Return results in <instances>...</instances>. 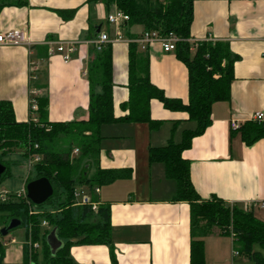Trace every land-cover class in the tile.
I'll list each match as a JSON object with an SVG mask.
<instances>
[{
    "label": "crops",
    "instance_id": "1",
    "mask_svg": "<svg viewBox=\"0 0 264 264\" xmlns=\"http://www.w3.org/2000/svg\"><path fill=\"white\" fill-rule=\"evenodd\" d=\"M103 6L87 0H28L27 7L1 10L0 33L23 29L31 44L29 49L0 46V101L10 103L17 122L37 121V111L29 110L33 97L36 102L47 98L50 122L86 118L89 33L95 27L114 32L106 18L105 25L101 21L103 13L108 15ZM60 11L74 14L64 20L57 15ZM189 40L226 43L234 58L229 101L212 106L211 124L181 153L189 164L190 182L202 200L216 197L264 221V206L259 205L264 203V138L248 146L240 130L255 113L264 114V0H194ZM58 43L75 44L68 62L56 52ZM111 46L117 117L128 95V44ZM148 56L151 84L167 98L186 103L187 71L174 52L164 53L154 43ZM150 118L161 125L153 130L140 123L100 127V168L130 169L131 174L99 187L96 201L109 206L117 264H190L189 206L174 201L176 183L166 177L163 163L149 162L148 149L164 147L169 140L180 143L182 131L194 124L186 114L165 110L157 100L150 101ZM231 122L237 128L232 129ZM203 243L204 264H229V258L232 262L231 235L215 231ZM208 245L213 246L214 261L208 257ZM70 256L76 264H112L108 247L101 245H74Z\"/></svg>",
    "mask_w": 264,
    "mask_h": 264
},
{
    "label": "trees",
    "instance_id": "2",
    "mask_svg": "<svg viewBox=\"0 0 264 264\" xmlns=\"http://www.w3.org/2000/svg\"><path fill=\"white\" fill-rule=\"evenodd\" d=\"M101 2L109 15L113 8L128 16L121 27L128 39H137L144 33L158 36L172 35L182 42L175 45L174 54L187 71V102L167 98L162 90L150 82L148 51H139L135 43L127 48V100L119 106L121 115L115 116L112 98V46L101 51L90 50L86 81L89 86L87 116L83 120L50 122L47 119V98H37V121L17 122L8 101H0V163L6 167L0 183L9 177L10 161L7 155L19 153L30 160L34 179L45 178L53 195L42 205L34 206L25 195L6 194L0 199V229L11 219L20 222L25 231L18 263L4 260L5 237L0 235V264H76L70 249L79 246H106L110 261L117 264L111 244L110 211L108 205L98 204L95 189L130 176V169L100 168V127L105 124H146L157 129L161 121L150 118V101L157 100L165 110L187 115L193 129H184L178 144L169 140L164 147L149 148L150 163L164 164L166 177L176 183L174 201L189 206L190 264H204L203 239L218 231L231 235L232 250L238 256L264 264L261 253L253 245L264 248V221L256 219L251 211L229 206L216 197L202 200L195 192L189 177V164L181 153L190 147L194 137L201 135L211 124V109L215 103L230 99L234 58L228 44L222 42H197L191 44L190 26L193 20L194 0H87ZM28 0H0V12L5 7L22 8ZM73 11H60L64 20L72 18ZM90 38H95V30ZM135 29L139 30L138 32ZM109 35L111 34L108 32ZM242 140L251 145L264 138V125L255 121L240 128ZM77 154H73V150ZM93 169L92 174L89 170ZM32 180H29L30 182ZM26 182V184L28 183ZM25 184V185H26ZM76 185H85L88 202L77 205ZM92 203L97 204L92 210ZM47 205V208H44ZM42 222L46 226H42ZM55 229L62 247L53 255L46 244V236ZM37 244V249L30 245ZM38 249L40 253H38Z\"/></svg>",
    "mask_w": 264,
    "mask_h": 264
},
{
    "label": "built area",
    "instance_id": "3",
    "mask_svg": "<svg viewBox=\"0 0 264 264\" xmlns=\"http://www.w3.org/2000/svg\"><path fill=\"white\" fill-rule=\"evenodd\" d=\"M128 21V16L123 14L122 12L118 10H114L112 13L107 15L106 17V22L114 27V32L112 35H109L108 33L105 32H99L96 34L95 38L90 40V45L95 48L96 51H101V49L105 45H112L117 42H125L127 44L129 43H135L140 46L141 51H148L149 47L157 43L160 47L162 52L164 53H171L174 52L175 50V45L179 42H182V39H179L177 37H174L172 35H169L167 37H161L158 36L155 32L153 33H144L141 37L137 39H128V38H123V35L121 34V27L124 23ZM209 41V40H205ZM189 43L194 44L197 42H190ZM0 46H12V47H28V49L31 47V44L29 42L28 35L25 30L23 29H13L4 33H0ZM56 52L61 56L62 60L64 62H68L72 54L75 52V44L74 43H58L56 47ZM29 110L30 112H35L37 111V104H36V99L33 97L30 102H29ZM251 121H255L258 123H261L264 125V114L262 112H257L255 113ZM33 122H36L34 120ZM232 129L237 128V125L235 122H231L230 124ZM73 154H77V150H73ZM39 160L38 156H34L30 159V163L37 162ZM95 193H98V189L94 190ZM25 195V194H24ZM76 198H79L80 196H84L83 199H81L77 205L86 203L88 202V198L84 195L83 192H80V194L75 193L74 194ZM5 196L1 197L0 199H4ZM260 207L264 206V203L259 204ZM97 207V204L92 203L91 208L92 210H95ZM42 226H46L45 222H42ZM5 246V242H4ZM32 249H37L38 245L33 244L30 245ZM233 255H237L236 252L232 251Z\"/></svg>",
    "mask_w": 264,
    "mask_h": 264
},
{
    "label": "rangeland",
    "instance_id": "4",
    "mask_svg": "<svg viewBox=\"0 0 264 264\" xmlns=\"http://www.w3.org/2000/svg\"><path fill=\"white\" fill-rule=\"evenodd\" d=\"M97 4L103 5L101 2H97ZM96 7L95 4H92L91 8ZM104 7V6H103ZM102 20H105L106 15L103 13L101 16ZM106 22L103 21V25H105ZM105 27V26H104ZM4 161H10L12 165L10 166L9 171V177L5 178L0 183V198L5 196L6 194H15V195H24V186L26 182L29 180H33L34 173L32 170L33 162L30 163V160L24 159L21 157L19 153H14L7 155L3 158ZM93 172V169L89 170V174L91 175ZM33 178V179H32ZM75 191L77 194H80V191L86 192V196H88V190L85 185L79 186L76 185ZM84 196H80L78 199H83ZM44 208H47V205H44ZM25 231L23 228H16L12 230L6 237V244L4 246V260L6 262H18L21 260V247L22 244L25 242ZM13 239V241L11 240ZM38 253H40V250L38 249ZM253 251H257L261 253V255L264 257V248L259 247L258 245H253ZM207 252L208 257L210 258V261H214V250L213 246H207ZM232 254V262L229 258V264H253V261L247 260L244 257L233 255ZM231 257V256H230Z\"/></svg>",
    "mask_w": 264,
    "mask_h": 264
},
{
    "label": "water",
    "instance_id": "5",
    "mask_svg": "<svg viewBox=\"0 0 264 264\" xmlns=\"http://www.w3.org/2000/svg\"><path fill=\"white\" fill-rule=\"evenodd\" d=\"M99 31V28L96 29V34H98ZM5 172L6 167L0 163V180ZM24 191L26 199L34 206L44 204L53 195L52 186L45 178H38L28 182L24 186ZM19 226L20 222L18 220L11 219L6 226L0 229V235L6 237L12 230ZM46 244L52 255L62 247V242L57 238L55 229L46 236Z\"/></svg>",
    "mask_w": 264,
    "mask_h": 264
}]
</instances>
